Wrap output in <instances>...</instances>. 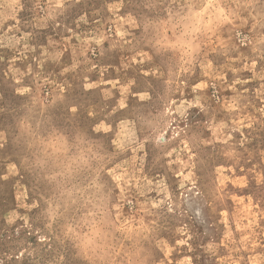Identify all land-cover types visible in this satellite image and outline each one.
<instances>
[{
	"label": "rangeland",
	"instance_id": "rangeland-1",
	"mask_svg": "<svg viewBox=\"0 0 264 264\" xmlns=\"http://www.w3.org/2000/svg\"><path fill=\"white\" fill-rule=\"evenodd\" d=\"M0 264H264V0H0Z\"/></svg>",
	"mask_w": 264,
	"mask_h": 264
}]
</instances>
